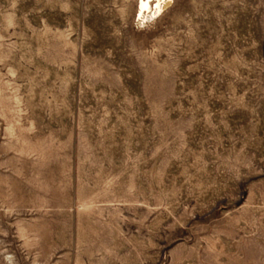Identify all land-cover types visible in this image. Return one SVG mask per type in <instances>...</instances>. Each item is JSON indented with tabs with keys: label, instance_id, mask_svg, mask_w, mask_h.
<instances>
[{
	"label": "rangeland",
	"instance_id": "rangeland-1",
	"mask_svg": "<svg viewBox=\"0 0 264 264\" xmlns=\"http://www.w3.org/2000/svg\"><path fill=\"white\" fill-rule=\"evenodd\" d=\"M0 0V264H264V0Z\"/></svg>",
	"mask_w": 264,
	"mask_h": 264
},
{
	"label": "bare ground",
	"instance_id": "bare-ground-1",
	"mask_svg": "<svg viewBox=\"0 0 264 264\" xmlns=\"http://www.w3.org/2000/svg\"><path fill=\"white\" fill-rule=\"evenodd\" d=\"M174 3V0H141L139 7H140V14L145 16L147 12H153L154 15L163 12L169 6Z\"/></svg>",
	"mask_w": 264,
	"mask_h": 264
}]
</instances>
